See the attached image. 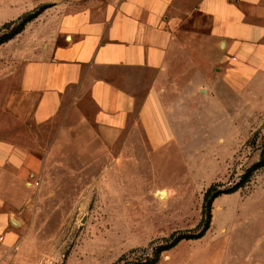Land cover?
Segmentation results:
<instances>
[{
    "label": "rangeland",
    "instance_id": "374dc122",
    "mask_svg": "<svg viewBox=\"0 0 264 264\" xmlns=\"http://www.w3.org/2000/svg\"><path fill=\"white\" fill-rule=\"evenodd\" d=\"M52 5L0 0V41L15 34L20 17ZM20 45L15 38L0 44V128L6 127V89L20 73L9 56ZM246 60L247 69L232 70L231 86L220 85L229 67L220 59L208 70L181 63L169 71L167 109L181 116L173 123L182 149H143L137 135L130 150L110 151L95 134L77 131L61 136L54 151L34 152L51 163L39 185H24L23 198L1 208L11 212L16 223L9 230L18 236L10 249L7 239L0 244L2 264L151 262L173 235L202 232L209 188L216 197L208 230L163 251L155 264H264V166L242 182L264 161V64ZM194 80L198 86L189 88ZM51 130H42L40 145H51ZM128 140L120 135V143Z\"/></svg>",
    "mask_w": 264,
    "mask_h": 264
},
{
    "label": "crops",
    "instance_id": "0c3cea01",
    "mask_svg": "<svg viewBox=\"0 0 264 264\" xmlns=\"http://www.w3.org/2000/svg\"><path fill=\"white\" fill-rule=\"evenodd\" d=\"M29 23L14 37L19 80L6 89L0 128V244L7 239L8 249L16 222L1 208L23 198L24 185H39L51 163L34 152L54 151L77 131L110 151L130 150L137 135L143 149H182L173 123L181 116L167 109L173 66L208 70L220 59L229 65L220 85L231 86L246 58L264 64V0H54ZM45 128L53 129L50 146L40 145Z\"/></svg>",
    "mask_w": 264,
    "mask_h": 264
},
{
    "label": "trees",
    "instance_id": "16d2710c",
    "mask_svg": "<svg viewBox=\"0 0 264 264\" xmlns=\"http://www.w3.org/2000/svg\"><path fill=\"white\" fill-rule=\"evenodd\" d=\"M46 9V6L40 7L36 10H33L31 12H28L27 14H25L24 16L20 17L18 20L20 21V26L18 27V29L16 30L15 34L6 36L5 38H3L0 41V44H3L11 39H13L18 33H20L24 27L26 26L27 23H29L30 21H32L33 19H35L39 14H41L44 10ZM264 166V161L261 163H258L256 165H254L251 168V171H249L247 173V175L245 176V178L243 179L242 182H247L252 173L258 169H260L261 167ZM212 189L209 188V190L206 192L205 194V204H204V210H205V214H206V223H205V227L202 230V232H200L198 235L196 236H190L187 234H180L177 236L173 235V239L171 240L170 243H168V245L164 246V247H160L158 254L156 256V258L148 263L145 264H155L159 261L160 255L163 251H166L172 247H174L177 243H179L181 240L183 239H194V238H200L204 235V233L208 230V228L210 227V223H211V218H212V214H211V209H212V202L213 199L216 197V195H211Z\"/></svg>",
    "mask_w": 264,
    "mask_h": 264
},
{
    "label": "built area",
    "instance_id": "2783aa9c",
    "mask_svg": "<svg viewBox=\"0 0 264 264\" xmlns=\"http://www.w3.org/2000/svg\"><path fill=\"white\" fill-rule=\"evenodd\" d=\"M0 264H2V260L0 259ZM41 264H57L53 259H45Z\"/></svg>",
    "mask_w": 264,
    "mask_h": 264
},
{
    "label": "bare ground",
    "instance_id": "6f19581e",
    "mask_svg": "<svg viewBox=\"0 0 264 264\" xmlns=\"http://www.w3.org/2000/svg\"><path fill=\"white\" fill-rule=\"evenodd\" d=\"M159 193H161L162 195H167V192L166 191H163V192L161 191ZM162 198H164V196Z\"/></svg>",
    "mask_w": 264,
    "mask_h": 264
}]
</instances>
